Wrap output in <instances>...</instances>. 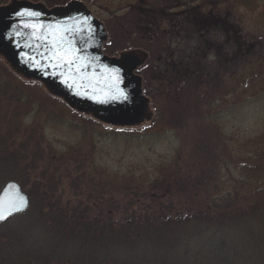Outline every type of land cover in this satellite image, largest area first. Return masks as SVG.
I'll return each mask as SVG.
<instances>
[{
    "label": "trees",
    "instance_id": "16d2710c",
    "mask_svg": "<svg viewBox=\"0 0 264 264\" xmlns=\"http://www.w3.org/2000/svg\"><path fill=\"white\" fill-rule=\"evenodd\" d=\"M169 18L176 24L170 32ZM115 21L108 50L121 45L141 58L147 94L149 84L162 85L158 94L181 132L179 159L156 192L92 199L86 157L57 154L46 140L58 102L36 104L15 69L0 60V189L15 180L30 197L26 212L0 224V264H264V191L215 195L219 143L200 104L214 83L207 62L214 48L201 46L211 33L202 31V39L190 33L193 25L170 15L166 0L136 6ZM229 23L225 33L234 45L224 48L227 57L235 50L239 57L242 36Z\"/></svg>",
    "mask_w": 264,
    "mask_h": 264
},
{
    "label": "rangeland",
    "instance_id": "374dc122",
    "mask_svg": "<svg viewBox=\"0 0 264 264\" xmlns=\"http://www.w3.org/2000/svg\"><path fill=\"white\" fill-rule=\"evenodd\" d=\"M12 1L0 0V5ZM71 1L74 0L39 2L52 8V4L64 6ZM78 1L84 2L95 17L104 22L111 35L109 27L117 22L116 19L152 0ZM234 22L242 36L240 44L237 43L240 48L235 46V49L241 50L238 52L240 56H236L235 50V54L231 52V56L227 57L226 49L229 46L224 31H219L216 37L212 35V41H216L212 45L216 46L207 62L214 69L208 73L214 83L211 88L203 90L206 98L200 100V104L204 102L201 106L204 121L210 122L219 143L218 157L212 163L215 195L218 197L235 191L241 194L257 189L264 191V1L235 0ZM109 47L108 44L107 50L105 47L104 50L110 55L130 50H122L121 45H115L110 51ZM202 47L211 51L210 47ZM217 47L220 48L218 54L215 51ZM0 60L8 63L2 54ZM15 75L24 90L36 98V104L53 100L58 102L57 117L46 125V140L57 154L74 150L86 157L83 165H86L91 176L89 186L93 187L92 199L102 194L109 199L121 197L122 200L127 192L144 190L150 194L160 189L157 187L173 169L181 147V132L177 133L170 123L167 103L158 94L161 84H149L151 94L145 92L150 99L149 116L141 123L112 126L90 114L79 112L43 83L17 71ZM140 75L144 82L146 75ZM32 116V113L28 115L29 119ZM59 169L62 170L61 165Z\"/></svg>",
    "mask_w": 264,
    "mask_h": 264
},
{
    "label": "water",
    "instance_id": "95a60500",
    "mask_svg": "<svg viewBox=\"0 0 264 264\" xmlns=\"http://www.w3.org/2000/svg\"><path fill=\"white\" fill-rule=\"evenodd\" d=\"M30 12L37 15H27ZM33 34L46 40L37 41ZM107 41L106 26L82 1L54 8L30 0L0 5V54L15 70L42 82L73 108L104 123L115 126L141 123L149 107L143 78L136 73L142 60L133 52L120 56L106 54L103 47ZM40 43L44 46L37 47ZM53 43L69 50L64 60L52 56ZM73 57L77 59L69 66L66 61ZM21 197L24 205L15 211ZM29 207L30 198L22 185L15 180L7 181L0 190V213L6 217L0 224Z\"/></svg>",
    "mask_w": 264,
    "mask_h": 264
},
{
    "label": "flooded vegetation",
    "instance_id": "af4514ba",
    "mask_svg": "<svg viewBox=\"0 0 264 264\" xmlns=\"http://www.w3.org/2000/svg\"><path fill=\"white\" fill-rule=\"evenodd\" d=\"M234 2L235 0H166V7L169 9L170 15L180 16L182 21H190V25L193 26L189 32H198V36L202 39V31L211 33V37L212 35L216 37L219 31H230L229 21H234ZM224 6L227 8L219 9ZM191 22L195 23L192 24ZM175 26L176 24L169 18L166 23L167 31H172ZM186 32L188 33V28ZM225 40L227 46L234 45V40H229L228 36H225ZM214 43L216 41L210 39L204 40L201 44L205 47L214 48L216 46V44L212 45ZM186 44L184 43V45Z\"/></svg>",
    "mask_w": 264,
    "mask_h": 264
},
{
    "label": "snow or ice",
    "instance_id": "6c2138e0",
    "mask_svg": "<svg viewBox=\"0 0 264 264\" xmlns=\"http://www.w3.org/2000/svg\"><path fill=\"white\" fill-rule=\"evenodd\" d=\"M21 15H23V14H21ZM27 15L34 16V15H37V14H36V13H31V12H30V13H27ZM26 26H27V25H26ZM33 39H35V40H37V41H45V40H46V38H45L44 36H35V34H33ZM69 43H70V42H69ZM31 46H32V45H29V47H31ZM36 46H37V47H43L44 45H43V43H40V44H37ZM62 51L64 52V55H61V52H62ZM68 51H69V50L64 49V46H63V45H58V44H55V43H53V45H52V56H53V57H58V58L61 59V60H64V57H65V55L68 54ZM70 51L75 52V51H78V50H76V49H71ZM76 59H77V57H73L72 60L66 61V63H67L69 66H71L72 64L75 63ZM120 95H121V96L124 95L122 91L120 92ZM115 98H116V97L114 96L113 99H115ZM125 98H126V97H125ZM23 205H24V201H23V198L21 197V198H20V205H19V207H15V206H14V210H15V211H19L20 208L23 207ZM9 215H11V212L9 213ZM5 219H6V217H5L2 213H0V221L5 220Z\"/></svg>",
    "mask_w": 264,
    "mask_h": 264
}]
</instances>
